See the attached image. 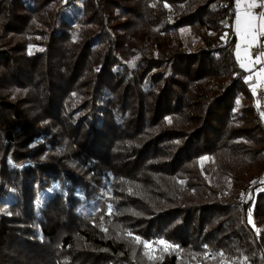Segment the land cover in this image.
I'll list each match as a JSON object with an SVG mask.
<instances>
[{"label": "trees", "instance_id": "trees-1", "mask_svg": "<svg viewBox=\"0 0 264 264\" xmlns=\"http://www.w3.org/2000/svg\"><path fill=\"white\" fill-rule=\"evenodd\" d=\"M232 5L0 0V264H264Z\"/></svg>", "mask_w": 264, "mask_h": 264}, {"label": "snow or ice", "instance_id": "snow-or-ice-1", "mask_svg": "<svg viewBox=\"0 0 264 264\" xmlns=\"http://www.w3.org/2000/svg\"><path fill=\"white\" fill-rule=\"evenodd\" d=\"M168 6L167 4L165 5ZM246 6V10H245ZM264 6V5H258L256 3V0H236V31L239 34L241 42L245 45L246 49L250 48L257 40L258 36H264V12H260L257 15L253 13V9ZM259 19V25H257L256 21ZM264 47V45H261ZM240 47L241 45H237V58L238 60L241 59L240 57ZM264 57V52L259 53L257 58L255 60L251 59L247 52H245V59H247L248 63H244L241 61L240 66L241 68L248 69V64H256L261 62V58ZM256 77L261 81L264 82V67H261L259 71L256 73ZM247 79H252V77H248ZM253 93L256 92V87H253ZM264 115V113H262ZM202 159H207L202 158ZM264 182V181H261ZM253 183H256V181H253ZM109 209H111V205H109ZM249 223L252 224L251 219V211L249 212ZM131 235V233H129ZM136 242L143 243L144 248L147 250L150 247V243L147 241L141 242L139 237H135ZM160 244H163L165 248L172 247L171 245H168L166 241H159ZM146 254H148L146 252ZM219 255L223 256V253H220ZM151 259L152 257L149 256Z\"/></svg>", "mask_w": 264, "mask_h": 264}, {"label": "built area", "instance_id": "built-area-1", "mask_svg": "<svg viewBox=\"0 0 264 264\" xmlns=\"http://www.w3.org/2000/svg\"><path fill=\"white\" fill-rule=\"evenodd\" d=\"M256 2L258 5H264V0H256ZM260 12H264V6L257 7L253 10V13L257 16ZM261 45H264V37L263 38L260 37L258 44H256L254 47H252L250 49V56L253 60H255L257 58L259 53L264 52V47H262ZM254 67L258 68V69H260L261 67H264V57L261 58L260 63L254 64ZM255 87H256L255 95H256V100H257V106H261L263 108V111H264V82L260 81ZM261 181H264V179L260 180V181H256V183L251 185V188L254 187L255 185L264 184V182H261ZM249 191H250V188L247 191L246 195L242 199V201H244L245 210H246V197H247ZM252 235L254 236V234H252ZM254 244L256 245L255 237H254Z\"/></svg>", "mask_w": 264, "mask_h": 264}, {"label": "rangeland", "instance_id": "rangeland-1", "mask_svg": "<svg viewBox=\"0 0 264 264\" xmlns=\"http://www.w3.org/2000/svg\"><path fill=\"white\" fill-rule=\"evenodd\" d=\"M257 3V2H256ZM232 9H233V20H232V29H233V32H234V35H235V48H234V50H235V57H236V59H237V61H238V63H239V65H240V63H241V61H243L244 63H248V61H247V59H245V52H247V54H248V56L251 58V56H250V49L252 48V47H254L256 44H258V42H259V38L260 37H264V36H258V38H257V40H256V42L250 47V48H247L246 49V47H245V45L241 42V40H240V37H239V34L237 33V31H236V14H237V9H236V0H233V5H232ZM245 10H246V6H245ZM254 10V9H253ZM252 10V11H253ZM256 23H257V25H259V20L257 19V21H256ZM3 32V31H2ZM0 33H1V30H0ZM241 45V47H240V57H241V59H239L238 60V58H237V45ZM252 59V58H251ZM243 69H245V68H243ZM245 70H247V71H251V74H252V76H253V79H254V83H253V85H255L258 81H260L257 77H256V73L259 71V69L258 68H255L254 67V65L253 64H248V69H245ZM251 89H253V87H251ZM258 177V176H257ZM256 177V178H257ZM255 178V179H256ZM253 183V182H252ZM244 194V193H243ZM243 194L239 197V199L243 196ZM238 199V200H239ZM241 217H242V215H241ZM150 243V242H149ZM147 251V253H148V255L149 256H153V254L154 253H156V251L157 250H155V248L153 247V245L150 243V247L146 250ZM150 252V253H149Z\"/></svg>", "mask_w": 264, "mask_h": 264}, {"label": "bare ground", "instance_id": "bare-ground-1", "mask_svg": "<svg viewBox=\"0 0 264 264\" xmlns=\"http://www.w3.org/2000/svg\"><path fill=\"white\" fill-rule=\"evenodd\" d=\"M252 96H253V99H254V102H255V112L256 114L262 119L264 120V115H262V113H264L263 111V108L261 106H257V100H256V95L255 93H253V90H252ZM264 179V173H262L261 175H259L254 181H260V180H263ZM254 183H252L251 185H253ZM249 189H247L245 191V193L243 194V196L239 199V204H240V209H241V215L242 217L245 216V208H244V201H242L243 197L246 195L247 191ZM253 235H251V240L254 244V237H255V243H257L258 241V236L256 233H253ZM255 245V244H254ZM223 264H227V263H223Z\"/></svg>", "mask_w": 264, "mask_h": 264}, {"label": "crops", "instance_id": "crops-1", "mask_svg": "<svg viewBox=\"0 0 264 264\" xmlns=\"http://www.w3.org/2000/svg\"><path fill=\"white\" fill-rule=\"evenodd\" d=\"M259 82H260V81H258L254 86H256ZM254 86H253V87H254Z\"/></svg>", "mask_w": 264, "mask_h": 264}]
</instances>
